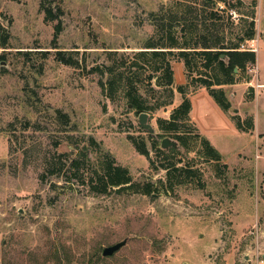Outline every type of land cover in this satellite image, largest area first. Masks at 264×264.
Listing matches in <instances>:
<instances>
[{"label":"rangeland","instance_id":"1","mask_svg":"<svg viewBox=\"0 0 264 264\" xmlns=\"http://www.w3.org/2000/svg\"><path fill=\"white\" fill-rule=\"evenodd\" d=\"M42 1L0 0V25L11 36L8 48L0 49V264H264V88L253 83L257 74L264 85V0H229L241 1L245 13L256 5L257 35L247 47L257 49L258 71L251 67V82L225 90L230 115L250 116L254 130L236 132L202 99L207 90L192 93V122L212 116L219 124L206 138L223 156L221 173L214 162L182 154L180 167L190 162L195 182L173 190L167 172L155 170L150 159H156L155 141L163 140L158 119H170L182 102L176 80L186 78L184 64L173 62L174 104L149 114L154 135L125 99L105 96L100 82L106 76L93 69H103L110 52L127 56L147 42L164 43L162 10L179 0H45L57 17L53 22H46ZM58 24L62 32L54 43ZM58 51L79 66L58 62ZM144 82L142 93L152 105L159 99L151 92L156 80ZM57 109L70 116L76 136L93 138L140 189L150 184L151 194L97 195L74 178L41 180L53 140L63 137L52 117ZM35 124L42 131H34ZM129 137L145 142L149 158ZM59 152L71 149L63 144ZM126 239L114 256L103 257L104 248Z\"/></svg>","mask_w":264,"mask_h":264},{"label":"trees","instance_id":"2","mask_svg":"<svg viewBox=\"0 0 264 264\" xmlns=\"http://www.w3.org/2000/svg\"><path fill=\"white\" fill-rule=\"evenodd\" d=\"M255 6L252 3L249 6L251 11L245 13L241 1L179 0L167 11L162 10L160 26L165 34L162 37L164 43L154 45L147 42L142 51L127 56L110 52L108 64L103 69H93V72L106 76V82H100L105 96L112 102L125 99L128 107L138 115L156 113L172 106L176 92L182 97L181 104L173 110L170 119H158V127L162 132L159 137L177 141L180 148L163 150L155 141L153 148L156 159H150L155 170L167 172V183L172 190L195 182L196 169L193 165L189 162L180 167L184 162L179 159L182 154L187 156L195 153L204 162H214L217 168L222 164V154L192 122L193 107L189 96L199 89H205L219 108L230 115L232 104L223 87L251 82L248 71L257 64V52L247 47L257 35ZM41 9L45 12L46 22L57 19L52 9L46 6L45 0L41 3ZM232 12L241 16L237 23ZM163 18L167 20V26L162 24ZM61 32L62 27L58 24L54 43ZM10 39V34L0 25V49L8 48ZM55 46L53 49L57 50ZM56 60L73 68L79 66L78 61L72 56L67 57L66 52H56ZM174 61L184 64L187 79V84L177 86L176 92ZM144 79L150 85L156 80L158 89L152 88L151 92L158 95L159 99L152 105L142 93ZM52 117L63 137L53 140L54 152L45 157L41 180L51 176L66 180L74 178L97 195L119 194L128 190L151 194L150 184L140 189V185L134 183L130 171L120 166L110 154L103 152L93 138L76 136V129L72 127L68 114L57 109ZM230 117L238 131L248 134L254 130V121L250 116L246 120L238 115ZM31 127L30 123L24 124L25 131ZM33 128L36 132L42 131L40 124L33 125ZM129 139L137 152L149 158L150 153L144 141L138 142L133 137ZM63 144H67L71 152L60 153L59 148ZM21 150L27 156L29 150ZM222 168L227 170L228 165L224 164Z\"/></svg>","mask_w":264,"mask_h":264},{"label":"crops","instance_id":"3","mask_svg":"<svg viewBox=\"0 0 264 264\" xmlns=\"http://www.w3.org/2000/svg\"><path fill=\"white\" fill-rule=\"evenodd\" d=\"M255 51L257 52V49H256ZM257 54H258V52H257ZM254 67L256 68V72H257V71H258L257 64H256ZM255 77H256V79L253 81V83L256 84L255 87H256L257 89H262V88H264V85H262V84H260V82H258L257 74H256ZM176 78H177V75H176ZM176 82H177L179 85H184L185 82H186V78H185V76H183L182 79L176 80ZM237 85H244V84H237ZM237 85L224 86L223 88H224V90H229V89L235 88ZM201 93H202L203 96H204L202 99L205 100L206 102L212 104V105L214 106V110L216 111V114H217L218 116H220L219 119H221V117H223L225 121H227L230 125L234 126L236 132L242 133V132H240V131L237 130V128H236L234 122L232 121V119L229 118V114L224 113V112L218 107V108L221 110V112H220L218 109L215 108V105H214V103L212 102L211 97H210L209 95L205 94L204 91H201ZM191 102H192V107H193V112H194V110H195V103H194V102H195V101L193 100L192 97H191ZM193 120H194V122L196 123L198 129L200 130V132H201V134H202L203 136L206 137L207 132H210V131H212V130H213V135H215V132L218 133L216 130H218V128H219V124H218L217 120H216L215 118H213L212 116H208L207 118H205V119H204V122H203V121H199V120L197 121L195 117L193 118ZM207 126H208V128H209L208 131L206 130V129H207ZM210 129H211V130H210ZM242 134H243V133H242ZM244 134H245V133H244Z\"/></svg>","mask_w":264,"mask_h":264},{"label":"water","instance_id":"4","mask_svg":"<svg viewBox=\"0 0 264 264\" xmlns=\"http://www.w3.org/2000/svg\"><path fill=\"white\" fill-rule=\"evenodd\" d=\"M237 72V69L235 70ZM149 114L147 113H142L139 115V123L141 127L147 131H149L152 135L155 133V129L148 123L149 121ZM161 148L163 150H167L169 148H176L179 149L180 145L178 144L177 141L172 140L170 138H164L161 142ZM128 241L127 239L124 241H121L119 243H116L112 246L104 248L102 255L103 257H112L114 256L118 251H120L123 247L127 245Z\"/></svg>","mask_w":264,"mask_h":264},{"label":"built area","instance_id":"5","mask_svg":"<svg viewBox=\"0 0 264 264\" xmlns=\"http://www.w3.org/2000/svg\"><path fill=\"white\" fill-rule=\"evenodd\" d=\"M232 15H233L234 18H237V17H236L237 14H236L235 12H232Z\"/></svg>","mask_w":264,"mask_h":264}]
</instances>
